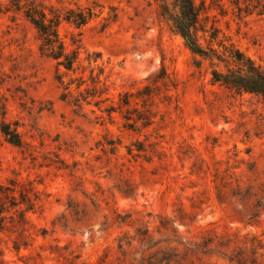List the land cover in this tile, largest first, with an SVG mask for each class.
Here are the masks:
<instances>
[{
	"label": "rangeland",
	"instance_id": "374dc122",
	"mask_svg": "<svg viewBox=\"0 0 264 264\" xmlns=\"http://www.w3.org/2000/svg\"><path fill=\"white\" fill-rule=\"evenodd\" d=\"M40 1L94 9L84 27L59 30L69 46L74 37L101 53L110 100L161 66L171 81L154 90L146 127L73 106L35 27L0 0V99L24 142L0 133V184L18 180L37 202L24 220L12 212L0 264H149L165 254L170 264H252L255 252L264 264V97L213 83L212 61L190 51L156 0ZM204 1L201 42L217 30L219 52L234 46L264 67L262 0ZM138 141L146 151L133 156Z\"/></svg>",
	"mask_w": 264,
	"mask_h": 264
},
{
	"label": "trees",
	"instance_id": "16d2710c",
	"mask_svg": "<svg viewBox=\"0 0 264 264\" xmlns=\"http://www.w3.org/2000/svg\"><path fill=\"white\" fill-rule=\"evenodd\" d=\"M156 1L161 16L169 23L170 29L184 39L190 51L196 56L212 61L213 83L238 93L249 92L264 97V67L262 65L257 64L234 46L226 47L225 53L219 52L212 44L217 39V32L215 33L217 30L210 34L207 45L201 42L199 32L205 35L209 32L203 21V12L206 9L204 0L199 5L195 0ZM254 7L258 8V14H264V0ZM2 11L22 13L35 27L40 40V52L56 62V77L64 89L63 100L78 108L93 104L109 117L119 111L128 121V126L134 129H137L139 122L143 127L151 124L148 102L159 84H167L171 81L164 66L151 75L147 79L148 83L141 89L134 92H120L118 102L115 103L107 96L109 87L106 66L102 61L101 53L84 49L80 40L74 37L69 46L61 36L59 27L63 21L80 29L97 16L93 8L60 9L40 0H9ZM215 59L223 64V69L215 65ZM170 85L174 86L173 83ZM108 100L111 101L110 104L103 106V103ZM140 102L143 110L138 107ZM6 115V102L0 99V133L7 141L23 146L20 132L7 120ZM134 150L138 153L146 151L140 141L135 144V148L129 147L128 153L137 156ZM36 204L35 198L32 197V188L14 179L1 183L0 234L8 229L10 219L13 218V211L18 212L20 218L24 220L26 212L34 210ZM208 241L206 240V243ZM255 254L251 263L260 264ZM171 261L165 254L158 262L151 260L149 264H170Z\"/></svg>",
	"mask_w": 264,
	"mask_h": 264
}]
</instances>
